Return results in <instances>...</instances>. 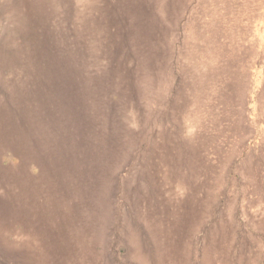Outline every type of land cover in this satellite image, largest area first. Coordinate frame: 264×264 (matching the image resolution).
<instances>
[{
	"label": "rangeland",
	"instance_id": "obj_1",
	"mask_svg": "<svg viewBox=\"0 0 264 264\" xmlns=\"http://www.w3.org/2000/svg\"><path fill=\"white\" fill-rule=\"evenodd\" d=\"M0 264H264V0H0Z\"/></svg>",
	"mask_w": 264,
	"mask_h": 264
}]
</instances>
